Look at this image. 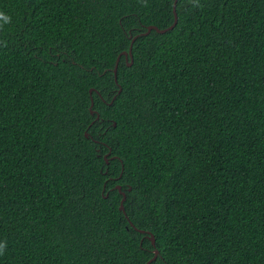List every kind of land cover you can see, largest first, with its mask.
Masks as SVG:
<instances>
[{
    "label": "trees",
    "instance_id": "trees-1",
    "mask_svg": "<svg viewBox=\"0 0 264 264\" xmlns=\"http://www.w3.org/2000/svg\"><path fill=\"white\" fill-rule=\"evenodd\" d=\"M173 2L0 0V264H264V0H177L127 65Z\"/></svg>",
    "mask_w": 264,
    "mask_h": 264
},
{
    "label": "water",
    "instance_id": "water-1",
    "mask_svg": "<svg viewBox=\"0 0 264 264\" xmlns=\"http://www.w3.org/2000/svg\"><path fill=\"white\" fill-rule=\"evenodd\" d=\"M176 3H177V0H174V2H173V22L169 26H167L165 28H159V27H157L155 25H148L146 27L145 31L140 32V33H138V34H136V35H134L132 37L128 51H123V55L125 56V60L127 61L129 56H130V59H131L129 62H127V65H131V63H132L131 48H132V43H133L135 38H137L139 35H147L151 30H155L158 33H164V32H166L168 30H171L176 25L177 19H178L177 12H176ZM119 59H120V55L117 56L116 61H115V65H114V68H113L114 79H115L116 82H117L116 72H117V66H118ZM120 90H121V88L118 89V92H120ZM91 91H92V88L90 89V92ZM115 96L116 95H114V97ZM92 105H93V101L91 99V105L90 106L92 107ZM91 112L93 113L94 111L91 110ZM96 118H98V114H97ZM85 136H88L87 132H85ZM104 158H105V162L108 163L107 154L104 155ZM117 188H118L119 192L122 194V198H121V201H120L119 209L125 213L124 206H123V201L125 200V193L121 190L120 185H117ZM139 231L140 232H145L148 235L149 239L151 240V243L153 245L155 244V238H154V235L151 232L145 231L143 229H140ZM157 253H158V250L155 249L153 257L150 258L145 264H149L152 260H154L155 257L157 256Z\"/></svg>",
    "mask_w": 264,
    "mask_h": 264
},
{
    "label": "clouds",
    "instance_id": "clouds-1",
    "mask_svg": "<svg viewBox=\"0 0 264 264\" xmlns=\"http://www.w3.org/2000/svg\"><path fill=\"white\" fill-rule=\"evenodd\" d=\"M0 18H4V17H3V13H0ZM0 254H2V253H0Z\"/></svg>",
    "mask_w": 264,
    "mask_h": 264
}]
</instances>
